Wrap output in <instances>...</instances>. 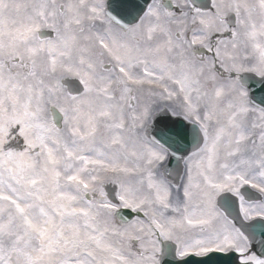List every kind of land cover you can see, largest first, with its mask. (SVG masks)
I'll list each match as a JSON object with an SVG mask.
<instances>
[{"label":"snow or ice","instance_id":"6c2138e0","mask_svg":"<svg viewBox=\"0 0 264 264\" xmlns=\"http://www.w3.org/2000/svg\"><path fill=\"white\" fill-rule=\"evenodd\" d=\"M0 264H264V0H0Z\"/></svg>","mask_w":264,"mask_h":264},{"label":"water","instance_id":"95a60500","mask_svg":"<svg viewBox=\"0 0 264 264\" xmlns=\"http://www.w3.org/2000/svg\"><path fill=\"white\" fill-rule=\"evenodd\" d=\"M124 214L127 215V214H128V211L125 210V211H124ZM129 218H131V217H129ZM257 236L261 239V236H260V234H259V230H257ZM257 247H259L258 244H257Z\"/></svg>","mask_w":264,"mask_h":264}]
</instances>
